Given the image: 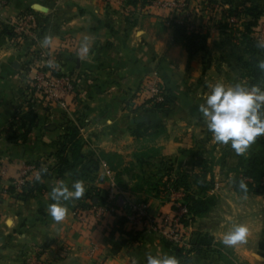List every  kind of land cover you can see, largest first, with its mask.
I'll return each mask as SVG.
<instances>
[{
  "label": "crops",
  "instance_id": "0c3cea01",
  "mask_svg": "<svg viewBox=\"0 0 264 264\" xmlns=\"http://www.w3.org/2000/svg\"><path fill=\"white\" fill-rule=\"evenodd\" d=\"M1 1L0 167L8 171L0 186H12L20 164L52 168L56 144L70 126L78 131L81 149L76 160L69 157V169L62 177L44 182L42 193L23 196L15 188L0 200V264H147L149 254L174 256L166 241L150 232L111 255L112 244L128 239L119 233L110 236L116 217L85 226L73 214L77 204L115 181L117 174L110 166L121 172L138 168V161L146 177L183 173L192 185L202 168L213 177L218 186L211 191L215 205L184 228L187 243L193 233L222 243L224 234L236 225L248 226L244 242L222 243V256L212 247L193 255L190 264H264V192L245 196L232 189L249 161L264 157V136L237 154L230 143L215 141L199 111L210 85L249 87L241 77L242 48L227 33H220L219 23L225 18L213 19L212 11H218L219 4L223 11L242 5L264 11V0H188L178 16L156 1L146 6L131 5L129 0ZM24 14H32L38 26L22 43L14 44L9 21ZM176 17L206 36L203 49L192 56L174 39ZM36 51L48 56L57 74L74 78V95L47 102L26 86L27 66ZM152 73L168 94L167 111L138 109L132 103L141 81ZM22 116H26L23 123ZM140 124L158 126L157 132L150 129L136 137L133 131ZM36 175L37 170L29 180ZM122 178L127 186L118 187L115 202L144 204L151 216L173 211V198L131 193L134 181L126 174ZM61 181L69 188L81 181L85 192L78 199L61 201L67 214L57 222L47 208L54 203L52 187ZM132 229L141 231L123 225L125 232Z\"/></svg>",
  "mask_w": 264,
  "mask_h": 264
},
{
  "label": "trees",
  "instance_id": "16d2710c",
  "mask_svg": "<svg viewBox=\"0 0 264 264\" xmlns=\"http://www.w3.org/2000/svg\"><path fill=\"white\" fill-rule=\"evenodd\" d=\"M154 1L157 0H129V3L131 5H135L136 3L140 2L141 6H146L150 5ZM243 6L244 5H242L241 8ZM231 12V9L227 10L225 13L226 16L230 15ZM244 12L243 13L249 17V22L248 24L244 25V29L238 38L240 42L237 43V47H242V53L245 56V59L242 61L243 73L241 77L249 81V87L256 85L260 88H263L264 71L258 67V62L261 61V59H264V51L262 50L261 46L256 43L254 37H251V31L253 32V28L258 25L259 19L263 13L257 8L251 6H246ZM229 26H231V24L224 23L221 25V23H219L220 33H225ZM172 27L175 41H179L183 44L189 56H192L196 52L203 49L206 40V36L204 34L194 32L187 33L186 27L184 25H178L175 22L172 23ZM233 33H235L234 29H232L231 33L229 32L227 35H231L233 40H235L236 35H233ZM52 75L54 77L60 76L55 70L52 71ZM26 86L31 88L30 82H27ZM31 90L35 93L32 88ZM162 92V102L154 103L150 110H168L170 101L168 94L163 87ZM137 108L144 109L142 105ZM25 119L26 116H22V123ZM22 123L21 125H23ZM157 128L158 126L140 124L136 126L133 134L138 137L150 129L154 130V132H157ZM77 135L78 131L75 127L70 126L66 129V134L63 135L56 144V152L53 155L56 161L54 166L52 168L46 169L35 166L37 175H39L40 179H37L36 175L35 178L27 180L19 190L21 195L32 196L34 193H42L45 190L44 182L47 179L52 176L62 177L68 171L70 166L69 157L72 160H76L80 156L81 146ZM22 136L24 140L26 133ZM111 158H116V156H111ZM108 165L110 166V164ZM138 165L139 167L136 169L126 168L121 172H118L116 168L110 166L109 170L116 172L117 174V177L115 178L116 185L123 188L127 186V183H125L122 178V174H126L129 177V180L134 181L133 186L130 188L131 193L134 194H141L145 191V187H147L148 192L152 194L153 198L168 200L170 191L179 192L181 190L184 192L182 202L186 205L187 215L189 216L190 222H193L196 218L204 216L215 205L216 199L210 193L214 185L212 179L209 181L205 180L204 174H208V172L204 171V168H202L200 175L194 176L192 185L195 187V190H192V185L188 183V176L186 174H178L173 178L166 173L153 174L150 177H146L141 167L142 162L138 161ZM241 182L246 185V191L240 189L239 184ZM232 189L235 193L245 196L259 195L264 192V157L252 158L249 161L247 168L241 172V177L237 178L232 183ZM10 190L14 191L15 188L13 186L7 188L8 193L11 192ZM99 194V191H94V195L87 200L94 204V198H98ZM76 207L86 208L88 206L84 205L83 203L77 204ZM114 217H116V221L114 222V228L110 232V236L112 237L114 233H119L126 235L128 239L122 240L118 244H112L110 251L111 255L117 254L122 247L129 243H135L137 238L143 236L142 231H136L134 229L125 232L123 230V225L126 223L125 217L117 215ZM181 223L185 227L189 225L186 220H181ZM165 243L166 246L173 252V255L178 259L179 264H190V260L193 255L208 251L212 247L218 249L215 252L222 256L223 254L221 251L224 249L221 242H214L211 237L200 233H193L191 235L187 248L173 246L168 242ZM228 264H234V262L228 261Z\"/></svg>",
  "mask_w": 264,
  "mask_h": 264
},
{
  "label": "built area",
  "instance_id": "2783aa9c",
  "mask_svg": "<svg viewBox=\"0 0 264 264\" xmlns=\"http://www.w3.org/2000/svg\"><path fill=\"white\" fill-rule=\"evenodd\" d=\"M187 1L170 0L162 2L158 0L154 3L163 5L164 8L169 9L178 16L187 9ZM0 4H2L1 0ZM226 21H229V19H226ZM231 21L235 22L234 19H231ZM173 22L178 25H184L187 33H199L195 27L183 18L176 17ZM8 26L14 34V41L21 42L24 38L29 37L32 30L38 25L32 14H24L10 20ZM254 39L257 44L264 45V15L260 17L258 25L254 29ZM27 69L28 72L24 78L25 82H30L31 88L45 101L58 102L66 96L74 95V78L68 74L54 77L52 75L51 62L44 52H34ZM162 100V85L157 74L152 73L141 81L132 103L135 107L142 105L144 109L148 110L153 107L154 103L162 102ZM16 170L17 173L12 186L16 190H20L21 186L29 180L31 174L36 172V168L34 165L20 164ZM7 171V167L0 168V179L6 177ZM118 191V186L111 179L108 189L100 192L98 198H94V204L87 200L84 205L88 207L80 208L75 206L73 212L79 224L86 226L101 222L106 217L123 216L126 219V223L130 224L131 227L138 228L143 232L158 234L173 246L184 248L188 246L184 236L185 226H183L181 220H186L188 224L191 222L187 215L186 205L182 202L183 195L180 192L170 191V197L173 198V211L171 213L151 216L148 214L147 207L144 204L128 206L123 201L120 203L115 202L114 194ZM7 195V188L0 186V200ZM31 264H40V262L32 261Z\"/></svg>",
  "mask_w": 264,
  "mask_h": 264
},
{
  "label": "clouds",
  "instance_id": "9594fccd",
  "mask_svg": "<svg viewBox=\"0 0 264 264\" xmlns=\"http://www.w3.org/2000/svg\"><path fill=\"white\" fill-rule=\"evenodd\" d=\"M264 47V45H260ZM87 52V47L82 49ZM264 71V60L258 62ZM199 111L208 130L216 142L229 144L237 154H244L257 137L264 136V89L243 84L225 86L223 83L210 85V92ZM37 179H40L37 175ZM246 191V185L239 184ZM81 181H75L69 188L63 181L52 187L50 198L54 203L48 205V214L54 221H62L67 207L61 201L78 199L84 195ZM249 234L248 226L238 224L222 237L225 246H235L244 242ZM147 264H179L175 256L168 254L147 255Z\"/></svg>",
  "mask_w": 264,
  "mask_h": 264
},
{
  "label": "rangeland",
  "instance_id": "374dc122",
  "mask_svg": "<svg viewBox=\"0 0 264 264\" xmlns=\"http://www.w3.org/2000/svg\"><path fill=\"white\" fill-rule=\"evenodd\" d=\"M206 2V1H205ZM222 4H219V5H216L217 7H218V11H212V13L211 12H209V13H211V15H213V19H215L216 17H218V18H220V20H221V18L223 17L224 18V16H225V19H223V23H221V25L222 24H231V26H229L228 27V29H227V31L225 32V33H227V34H229V32L231 33V31H232V29H234L235 30V33H233V35H236V37H235V40H234V45H236L237 46V43H239L240 41L238 40V38L240 37V34L242 33V31H243V29H244V25L245 24H248V22H249V17H247L244 13V9H246V6H243L242 8L241 7H233L232 9H231V14L230 15H227L226 16V11H223V9H220L222 6H221ZM215 9V8H214ZM213 9V10H214ZM244 12V13H243ZM263 14L262 15H264V11H261ZM234 19L235 20V22H232L231 21V19ZM226 19H229V21H226ZM216 20V19H215ZM256 28V27H255ZM255 28H253V32L251 31V33H252V35H251V37L253 36L254 37V29ZM8 34H10V41H12V43H19V42H15L14 41V34L12 33V30L8 27ZM230 37H231V35H230ZM232 38V37H231ZM233 39V38H232ZM237 40V41H236ZM24 41V39L21 41V43ZM18 45V44H17ZM240 48H242V47H240ZM262 48V50H264V47H261ZM242 50V49H241ZM262 60H264V59H261V61ZM148 110H150V109H148ZM156 174H161V173H158V172H156ZM123 175H125V174H122V177H123ZM174 176H176V175H171V177L173 178ZM241 177V174L238 176V178H240ZM204 178H205V180L206 181H209L210 179H212L211 177L209 178V175L208 174H204ZM115 182V181H114ZM116 184V183H115ZM134 184V183H133ZM133 184H130V186H133ZM218 186L217 185H214V188H217ZM119 188H123V187H119ZM131 188V187H130ZM147 190V187H145V193H146V196H152V194L151 193H149L148 192V190ZM192 190H195V187H193V185H192ZM212 191V190H211ZM183 196H184V192L183 191H179ZM211 193V192H210ZM171 194V193H170ZM170 194H169V198H170ZM182 199H183V197H182ZM126 204H128L127 202H125ZM136 206L137 205H141V204H135ZM128 206H129V204H128ZM73 214H74V212H73ZM75 216V215H74ZM76 219V218H75ZM143 232V231H142Z\"/></svg>",
  "mask_w": 264,
  "mask_h": 264
},
{
  "label": "water",
  "instance_id": "95a60500",
  "mask_svg": "<svg viewBox=\"0 0 264 264\" xmlns=\"http://www.w3.org/2000/svg\"><path fill=\"white\" fill-rule=\"evenodd\" d=\"M37 10H42V7H40V6H36L35 7ZM16 65V64H15Z\"/></svg>",
  "mask_w": 264,
  "mask_h": 264
}]
</instances>
